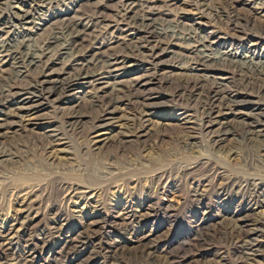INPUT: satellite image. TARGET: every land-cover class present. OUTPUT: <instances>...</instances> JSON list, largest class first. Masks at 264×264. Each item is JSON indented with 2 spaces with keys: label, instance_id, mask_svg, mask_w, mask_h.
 <instances>
[{
  "label": "bare ground",
  "instance_id": "obj_1",
  "mask_svg": "<svg viewBox=\"0 0 264 264\" xmlns=\"http://www.w3.org/2000/svg\"><path fill=\"white\" fill-rule=\"evenodd\" d=\"M71 1L0 0V32L29 26L39 13ZM91 1L78 21L65 22L42 49L0 42V137L42 129L30 143L42 161L55 163L67 159L72 145L101 156L109 140L101 139L100 130L120 115L125 131L114 140V155L101 171L83 179L87 187L66 182L69 175L58 172L45 184L16 191V217L6 234L0 232V264H230L229 258L232 264H264V176L249 175L264 168V24L258 19L264 10L253 7L255 0ZM111 1L121 7L110 8ZM55 48L60 51L57 61L71 56V62L53 74L39 52ZM176 53L188 67L163 62L165 55ZM31 67L38 70L23 78ZM138 71L145 75L132 77ZM155 81L158 94L146 88ZM225 81L234 87L221 88ZM82 87L87 90L61 110L58 122L39 123L41 116L34 112L44 101L63 100ZM156 113L177 122L174 133L155 126ZM230 136L238 148L221 150ZM167 139L185 152L201 145L209 154L179 159L172 150L166 158L153 159L163 163L160 169L147 178L136 176L147 167V152ZM239 148L254 152L241 175L229 171L225 162ZM14 149L20 154L16 144L2 145L0 165L17 156ZM145 181L151 183L144 188L147 203L139 204L134 194ZM121 187L126 197H116ZM242 192L250 196L244 211ZM232 195L238 202L233 215L227 207ZM169 196L177 199L175 205L164 202ZM104 197L111 200L107 210ZM61 198L69 215L59 208ZM206 200L224 209L214 225H205L212 217ZM204 206L208 212L196 221ZM180 214L192 218L195 232L186 235L181 252L172 253V231L157 237L152 233L160 228L157 223ZM78 222L81 229L69 230V224ZM52 239L59 242L57 249L50 246ZM128 240L133 247H126ZM88 249L89 262L82 259Z\"/></svg>",
  "mask_w": 264,
  "mask_h": 264
},
{
  "label": "rangeland",
  "instance_id": "obj_2",
  "mask_svg": "<svg viewBox=\"0 0 264 264\" xmlns=\"http://www.w3.org/2000/svg\"><path fill=\"white\" fill-rule=\"evenodd\" d=\"M90 2L91 0H77L73 2H69L65 6H61L58 8H55L54 10L50 12H41L39 13L40 18H36L35 21L32 22L29 26L22 27V28H16V29H5L2 32H0V42L4 43L8 40L12 41L14 45L21 46V45H26L30 48V50H35L36 49H42L41 47L43 46V43L50 38L51 33L62 27V25L65 22L69 21H78L81 14H84V12H87L90 7ZM110 8L115 9L121 7V4L119 1H111L109 4ZM113 6V7H112ZM253 7L257 10H264V0H255ZM5 14H8L9 11H4ZM57 14L58 18L54 19L53 15ZM259 21H261L264 24V18L263 17H258ZM225 46H229L230 42L224 43ZM177 52H180L179 49H176ZM42 51L39 52L40 61H45L46 63H49L51 67V72L53 74L59 73L60 71L63 70V68H66L65 66L71 62V56H64L60 61H57V59L60 56V51L59 48L52 49L50 52L43 53ZM163 62L171 65L172 63H180L183 67H188L187 62L181 61V57L176 53V54H167L163 58ZM38 69L36 67H31L27 71H25V74L22 76L23 78H26L30 76L31 74H34ZM143 71H138L136 72L132 77H140L143 76ZM26 76V77H25ZM130 77V78H132ZM21 78V77H20ZM18 79L21 80V79ZM234 87V84L232 82H223L221 88L230 90ZM147 90H151L153 94H158L160 93L159 91V85L158 82L155 81L152 85H149L146 87ZM87 90L86 87H82L81 90H76L70 96L64 97L63 100L60 101H53V100H47L44 101V104L42 107H40L37 111L34 113L36 115L41 116L39 123L42 124V122L46 120H53L56 121L55 117H60L62 114L61 110L66 109L68 107H71L72 104H74L77 100V97H81V93L83 91ZM149 92V91H148ZM72 98V99H71ZM60 102V103H59ZM261 105H264V98L260 100ZM163 110V109H161ZM55 114V115H54ZM126 113L125 115H127ZM59 115V116H58ZM124 115L118 116V121L107 127L106 130L102 129L100 130L101 134V139H108L109 142L106 147L103 148V153H101V156H90L89 154H84L81 151L78 150L77 146L78 145H72V148H70V154L67 156L66 160H63L62 162H45L38 157L37 152H36V147L33 146L32 143H30V140H36L37 137L42 135L43 130L42 129H33L30 131H20L16 134H6L4 137H0V148H2V145L6 143L7 144H16L17 147L20 148L18 149L17 154L16 150L17 148L14 149L16 152L17 156H14L13 159L9 160L8 162H5L4 164L0 165V232H4V234L7 233L8 229L11 227L13 220L15 219L16 211L18 209L17 205V199H16V191H20L22 188L25 187H35L39 186L42 184L46 183L49 181L48 178H51L52 176H57L59 175L58 172H64L68 174L67 176L70 178H64L65 176H62V179H67L66 182L70 184H77L85 180L86 175H95L98 174L97 172L101 171V166L103 164L107 163V160L111 158L112 155H114V140L116 137L121 134L122 132L125 131V129H122V125L125 123L123 119ZM161 117V118H160ZM42 118V119H41ZM154 121L155 126L162 127L164 133H168V135L174 133V129L176 128L177 122L173 120H166L163 117V114L156 113L154 117L152 118ZM58 122V120L56 121ZM42 128V125H41ZM173 139V138H172ZM172 139H167V141L163 144H159L152 149H150L147 152V159L149 160L148 163H146V168H144L141 172L137 173L136 176L138 177H143L147 178L152 172L158 170L161 168L163 163H160L157 160H153L154 158H164L165 156L169 155V153L173 150L176 152L175 154L177 155V158H183V155L185 157L184 159H190L192 158V154L196 153L202 154V155H208L209 150H205L201 145L197 146L196 148L190 150V151H183L178 148H176L174 145L175 141ZM171 140V141H170ZM137 141V140H136ZM3 143V144H2ZM136 142H132L131 144H135ZM170 143V144H169ZM173 143V144H172ZM32 146V147H31ZM172 146V147H171ZM238 143L234 141L232 136L228 137L226 141L222 144L221 150L224 149H230L231 147L238 148ZM27 147V148H26ZM172 148V149H171ZM174 148V149H173ZM177 150H176V149ZM166 149H168L167 152ZM202 149V150H201ZM244 149L239 148L238 151L239 153L235 155L228 156L226 158V167H228L229 171L235 173V174H242L243 172L247 171V165L251 164L253 161V156L252 154L254 153L253 151H243ZM23 151V152H22ZM79 151V152H78ZM172 151V152H173ZM178 151V152H177ZM22 152V153H21ZM185 152V153H184ZM106 153V155H105ZM111 153V154H109ZM167 153V155H165ZM178 153V154H177ZM109 154V155H108ZM160 154V155H159ZM187 154V155H186ZM189 154V155H188ZM19 155V156H18ZM165 155V156H164ZM64 156V155H63ZM110 156V157H109ZM190 156V157H189ZM108 158V159H107ZM166 158V157H165ZM122 160H117L115 163L118 164V167L120 170L124 171L126 166L124 167L123 163H121ZM156 161L157 163L153 162ZM246 161V162H245ZM251 162V163H250ZM248 163V164H247ZM247 169V170H246ZM99 170V171H98ZM243 171V172H242ZM257 172L255 173V170L249 171V175L251 174H261L264 176V168H260L256 170ZM95 172V174H94ZM237 172V173H236ZM148 175V176H147ZM260 175V176H261ZM145 176V177H144ZM243 177V176H240ZM47 178V179H46ZM77 179V180H76ZM81 179V180H79ZM84 179V180H83ZM24 180H27L25 182ZM69 180V181H68ZM141 180V179H140ZM244 180V179H243ZM34 181V184L33 182ZM79 181V182H78ZM245 181V180H244ZM250 181V180H249ZM32 182V183H31ZM36 182V183H35ZM44 182V183H43ZM74 182V183H73ZM26 183V184H25ZM38 183V184H37ZM183 183V192L185 191V183ZM25 184V185H24ZM29 184V186H28ZM32 184V185H31ZM85 183L82 184V186L87 187L88 184L84 185ZM145 184V185H144ZM151 184V183H150ZM150 184H147V182H143L142 187L135 191L134 198L139 204H146L147 203V189L144 188H149ZM148 187H147V186ZM11 186V187H10ZM25 186V187H24ZM145 186V187H144ZM152 187V186H151ZM154 187V186H153ZM152 187V188H153ZM20 188V189H19ZM19 189V190H18ZM12 191V192H11ZM13 191L15 193H13ZM126 188L121 187L120 193L116 195V197H126ZM43 193V192H42ZM146 193V194H145ZM125 194V195H124ZM244 194V195H243ZM45 195V194H43ZM2 196V197H1ZM116 197H110V198H116ZM128 197V196H127ZM232 195V199H233ZM249 197V199H248ZM105 198V197H104ZM102 200L103 205L105 206L106 210L109 207L110 201L108 198H105ZM236 199V200H235ZM235 199L232 201L230 200L229 204L227 207L230 209V213L232 215L234 214V210L236 209V204L237 197L235 196ZM52 200V199H51ZM115 200V199H114ZM176 198L173 196L166 197L164 199V202H168L170 204H176ZM62 201V203H61ZM109 201V202H108ZM59 208L62 211L67 212L69 210V207L67 206V203L65 201L63 202V198L59 199ZM250 203V196L246 193H241V201H240V207L242 208L241 210H246L248 207V204ZM206 204L211 205V211H212V217L207 221V224H216L220 220H222L223 215L222 212H224V209L220 208L219 206H216V203L210 204V202L206 200ZM208 205V206H209ZM214 205V206H213ZM244 205V206H243ZM61 206V207H60ZM65 207V208H63ZM261 209V208H260ZM259 209V210H260ZM204 212H208V208L204 206L202 209L199 210V213L197 216L194 217L196 221H200L202 216H204ZM68 215L70 212H67ZM229 213V216L231 217ZM110 214V213H109ZM246 214H241L242 217H244ZM227 215V217H229ZM226 217V216H225ZM192 218H184L183 214H180L178 218L171 219V222H164V223H157L156 230L152 233L153 236L157 237L158 235L161 236L163 234L170 235L169 233L171 232V239H170V245L168 248H172L171 252L172 253H178L182 251V244L184 241H186V235L193 234L192 231L195 229L193 227V224L191 223ZM251 220V221H250ZM194 221V222H196ZM252 219H249V224L252 222ZM38 222V221H37ZM36 222V223H37ZM176 223V224H175ZM198 224V223H197ZM170 225V226H169ZM83 226L81 222L74 223V224H69V230H74L78 231L81 229ZM170 227V228H169ZM149 231H151V228H149ZM115 238V237H112ZM110 238L109 240H112ZM59 240H63V238H60ZM135 243L132 240L126 241L125 245L128 248L133 247ZM50 246L57 249L59 247V242L56 241L55 239H52L50 241ZM92 249H88L82 254V259L86 261L92 260V255H91ZM85 257V258H84ZM90 257V258H89ZM230 259V260H229ZM228 262L232 264L234 261L233 259L229 258ZM44 260V258H42ZM264 263V262H263Z\"/></svg>",
  "mask_w": 264,
  "mask_h": 264
}]
</instances>
